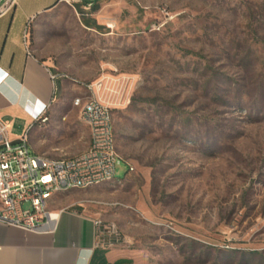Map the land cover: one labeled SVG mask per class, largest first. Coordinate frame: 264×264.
Instances as JSON below:
<instances>
[{
    "label": "rangeland",
    "instance_id": "obj_1",
    "mask_svg": "<svg viewBox=\"0 0 264 264\" xmlns=\"http://www.w3.org/2000/svg\"><path fill=\"white\" fill-rule=\"evenodd\" d=\"M72 4L41 18L37 47L102 83L122 161L116 181L54 200L115 223L138 264H264V0ZM74 97L70 156L90 136Z\"/></svg>",
    "mask_w": 264,
    "mask_h": 264
},
{
    "label": "crops",
    "instance_id": "obj_2",
    "mask_svg": "<svg viewBox=\"0 0 264 264\" xmlns=\"http://www.w3.org/2000/svg\"><path fill=\"white\" fill-rule=\"evenodd\" d=\"M74 1H80L84 8H92L102 0H92V5L84 4L89 0H16L13 6L8 0H0V124H9L7 137L12 141L25 133L31 137L38 126L42 133L31 138L46 135L54 142L40 146L29 143L30 149L35 155L49 158L66 154L70 147L60 142L71 130L72 123L67 118L66 127H61L59 118L64 110L60 109V102L70 90L75 94L73 102L78 98L85 100L88 95L76 79L64 77L66 71L54 61L53 53L48 51L46 57L40 54L37 47L43 40L39 34L40 20L61 11L64 4L77 12ZM55 37L52 33L53 44ZM70 70L81 80L94 76L78 69ZM44 113L49 121L36 122ZM71 113L76 114L74 108L67 111L68 116ZM79 151L82 152L81 147ZM63 207L54 199L49 206L52 212L63 211L52 233H29L0 223V264H138L137 256L126 246L96 249L94 221L98 218L85 210ZM97 250L101 256L93 260Z\"/></svg>",
    "mask_w": 264,
    "mask_h": 264
},
{
    "label": "built area",
    "instance_id": "obj_3",
    "mask_svg": "<svg viewBox=\"0 0 264 264\" xmlns=\"http://www.w3.org/2000/svg\"><path fill=\"white\" fill-rule=\"evenodd\" d=\"M8 3L13 6L16 0ZM51 78L56 80L55 76ZM85 88L89 96L85 100L75 99L73 105L80 108L90 138L86 149L76 156L35 155L30 149L28 133L12 141L7 137L9 124H0L1 224L29 233H52L63 212L49 209L56 195L116 181V169L122 159L117 152L112 109L99 96L102 83ZM48 121L45 113L36 119L41 124ZM94 226L96 249L112 250L129 245L115 223L96 219Z\"/></svg>",
    "mask_w": 264,
    "mask_h": 264
},
{
    "label": "trees",
    "instance_id": "obj_4",
    "mask_svg": "<svg viewBox=\"0 0 264 264\" xmlns=\"http://www.w3.org/2000/svg\"><path fill=\"white\" fill-rule=\"evenodd\" d=\"M91 3H92V0H91V1L84 2V4H90V5H92ZM100 256H101V252L97 250V251L94 253L93 260H94L95 257H100ZM91 264H92V263H91Z\"/></svg>",
    "mask_w": 264,
    "mask_h": 264
}]
</instances>
